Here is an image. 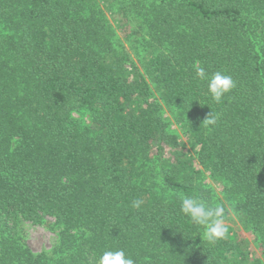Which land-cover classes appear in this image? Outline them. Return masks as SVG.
Wrapping results in <instances>:
<instances>
[{
  "label": "trees",
  "instance_id": "obj_1",
  "mask_svg": "<svg viewBox=\"0 0 264 264\" xmlns=\"http://www.w3.org/2000/svg\"><path fill=\"white\" fill-rule=\"evenodd\" d=\"M198 68L235 86L217 103ZM181 196L238 217L258 253L230 225L202 239ZM26 222L57 234L52 250H31ZM118 249L135 264H264V0H0V264Z\"/></svg>",
  "mask_w": 264,
  "mask_h": 264
},
{
  "label": "clouds",
  "instance_id": "obj_2",
  "mask_svg": "<svg viewBox=\"0 0 264 264\" xmlns=\"http://www.w3.org/2000/svg\"><path fill=\"white\" fill-rule=\"evenodd\" d=\"M196 75L202 80L207 79L208 93L211 99L217 103L235 86L231 76L221 72H216L208 78L205 70L198 68ZM215 123L216 117L212 112L203 121V124L206 125H214ZM142 203V200H135L132 206L139 209ZM180 211L195 225L202 227V239H206L210 243L223 239L227 234V228L222 220L224 208L221 205L213 207L195 197L181 196ZM98 264H135V262L126 255L124 250L118 249L104 251L98 259Z\"/></svg>",
  "mask_w": 264,
  "mask_h": 264
},
{
  "label": "rangeland",
  "instance_id": "obj_3",
  "mask_svg": "<svg viewBox=\"0 0 264 264\" xmlns=\"http://www.w3.org/2000/svg\"><path fill=\"white\" fill-rule=\"evenodd\" d=\"M108 20L111 22L112 27H115V22L110 16H107ZM120 35V34H119ZM127 51L131 54V57L134 59V63L137 67H141V62L138 60V58L135 56L134 51H130L129 46L126 44ZM138 56H141L142 49L141 47L138 48ZM134 54V55H133ZM152 91L154 93V97L157 98L160 102V104L163 106V114L164 116L170 121V131L174 135L178 136L181 141L186 142V136L184 135L181 126L176 122V115L177 110L173 108L167 107L160 99V94L158 93V90L156 89L155 85L151 83ZM75 117L83 120V121H89L90 122V115L89 114H75ZM188 148L191 150V153H195L194 147H192L189 143H187ZM208 180L211 182L212 186L217 190L222 192L221 183L208 176ZM47 221H51V219H47ZM224 225H230L234 229L237 230L238 233H240V237L246 240V243L248 244V248L252 249L254 252L258 253V250L255 247L254 240L249 235V233L244 229L243 225L241 224L240 220L236 216L231 217V222ZM23 234L26 240V243L29 245L31 250L35 253H41L45 250L50 251L52 248L56 245L57 242V234L53 232L48 226L46 225H33L31 223L26 222L23 224Z\"/></svg>",
  "mask_w": 264,
  "mask_h": 264
}]
</instances>
